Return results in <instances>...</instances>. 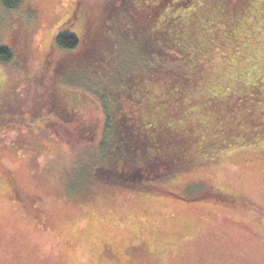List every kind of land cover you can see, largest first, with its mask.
Segmentation results:
<instances>
[{"label":"rangeland","instance_id":"rangeland-1","mask_svg":"<svg viewBox=\"0 0 264 264\" xmlns=\"http://www.w3.org/2000/svg\"><path fill=\"white\" fill-rule=\"evenodd\" d=\"M107 2L0 9V46L15 53L0 62V264H264V146L154 184L171 198L91 181L80 156L101 134L100 113L62 118L54 92L77 90L72 69L88 60L67 67L72 54L52 37L84 38Z\"/></svg>","mask_w":264,"mask_h":264},{"label":"trees","instance_id":"trees-1","mask_svg":"<svg viewBox=\"0 0 264 264\" xmlns=\"http://www.w3.org/2000/svg\"><path fill=\"white\" fill-rule=\"evenodd\" d=\"M96 14L84 38L52 37L72 54L67 67L88 60L72 69L77 90L54 92L62 118L100 113L101 134L80 156L91 181L170 197L154 184L264 146V0H108ZM14 58L0 46L1 63Z\"/></svg>","mask_w":264,"mask_h":264}]
</instances>
